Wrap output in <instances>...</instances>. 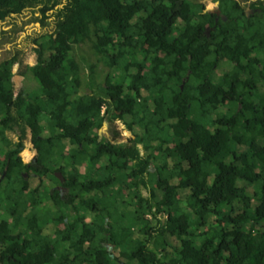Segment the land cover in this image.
Segmentation results:
<instances>
[{
	"label": "trees",
	"instance_id": "trees-1",
	"mask_svg": "<svg viewBox=\"0 0 264 264\" xmlns=\"http://www.w3.org/2000/svg\"><path fill=\"white\" fill-rule=\"evenodd\" d=\"M220 1L228 20L208 37L199 2L71 0L37 42L39 96L16 94L15 59L0 67V264H264V0L250 17ZM39 2L0 0L1 17ZM117 120L135 138L99 141ZM27 128L40 168L20 156ZM30 172L50 187L32 190Z\"/></svg>",
	"mask_w": 264,
	"mask_h": 264
},
{
	"label": "flooded vegetation",
	"instance_id": "flooded-vegetation-1",
	"mask_svg": "<svg viewBox=\"0 0 264 264\" xmlns=\"http://www.w3.org/2000/svg\"><path fill=\"white\" fill-rule=\"evenodd\" d=\"M70 1L71 0H41V2L37 3L36 5L27 6L21 11V13H10L9 15L5 14L4 17H1V13L4 14L7 8L0 9V67L2 65L7 66V61L15 59L12 66L13 82L15 87H17L16 82L14 81L16 73L19 76H24L30 71L31 68L38 65L39 55L37 49H40V46L37 42L48 40L50 36L56 39L58 23L60 20L64 19L63 14L65 13V9ZM191 1L203 4L204 11L207 10V12H203V14H210L213 17V24L204 25L203 33L208 37H211L212 32L215 31L216 26L219 25V21L221 19L224 21L228 20V17L224 14L221 8L220 0H216V2H219L218 7L215 6L214 8L210 9L206 6L204 0ZM235 1L240 4V6L244 9V13L249 17L253 16L256 12H259L258 8H252V4L256 3L258 0ZM15 15H21L22 19L20 21H16L14 19ZM223 15H225L227 18L224 19ZM9 18L10 21H7ZM50 19H52L50 23L53 24V27L51 30H46L44 25ZM33 20H37V27L32 26L30 29L27 28V24H31ZM22 31H25V36L21 41L17 42V38ZM31 53L34 54V63L25 61L27 55ZM28 165L29 167L33 168L41 167L38 164L37 156L34 157L33 160L28 163ZM5 171L7 175V167L4 172ZM4 172L0 176V185L6 178V176H4ZM26 175L27 173H24L25 177ZM61 188L59 192L62 191Z\"/></svg>",
	"mask_w": 264,
	"mask_h": 264
},
{
	"label": "rangeland",
	"instance_id": "rangeland-1",
	"mask_svg": "<svg viewBox=\"0 0 264 264\" xmlns=\"http://www.w3.org/2000/svg\"><path fill=\"white\" fill-rule=\"evenodd\" d=\"M204 2L206 4V6L210 9V8L215 7L216 0H204ZM14 19L16 21H20L22 19V16L21 15H15ZM7 21H10V18L7 19ZM50 21H52V19L48 20L44 25L46 30H51L53 27V24L50 23ZM32 26L37 27V20H33V22L31 24H27V28H29V29ZM24 36H25V31H22L19 34V37L17 38V42L21 41L24 38ZM75 56L78 60H81L82 57H85V59H86V62L81 61L82 62V64H81L82 65L81 76L83 79V85H82L81 90H80V95L91 94L92 92H91V88H90L89 65L96 63L97 58L95 57L94 53L92 52L89 44L83 45V47L80 49L76 48ZM25 61L34 63V61H35L34 60V54L33 53L28 54ZM220 71H219V73H221ZM109 72H110L109 68L103 62L98 63V67H97L98 82L102 83L104 81L106 75ZM121 74H122V69L114 71L113 72V76H114L113 81L114 82L118 81L120 79ZM16 75L19 76L17 73H16ZM17 83H19V82H17ZM21 84H23L22 87H21ZM21 84L16 85L17 86L16 90H15L16 94L22 92L25 89V92L31 96H39L40 95L41 90H40L39 83L35 79V77L31 74L30 71L26 73V79L23 82H21ZM17 88H20L22 91L17 90ZM49 133H50V131L47 130V131H45L44 134L48 135ZM18 134H19V130H16L15 132H11V131L7 132V135L9 136V138L12 139L14 142L18 141V139H19ZM31 137H32L31 130H30V128H27V138L25 140V148L20 154L23 162L26 164L30 163L33 160V158L37 156V150L35 149L34 144L32 143ZM134 138H135V134L128 130L125 122L123 120H117L113 124L108 122V127L102 131L101 140L105 139L106 141H110L113 144H122V143H127L131 139H134ZM140 148L142 149V152H143L142 146H140ZM82 171H83V168H82ZM57 174L60 178H62V175L60 173H57ZM26 179L30 182V184H31L30 187L32 190H34V188L36 186H38L39 183L41 185H43V191H45L46 188L50 187V184L47 182L48 180L45 181V179H44V181L39 182V180H38L39 178L37 177L36 172H30L29 174L27 173ZM153 186L155 187V183L152 184V187ZM60 188H61V186H58V185L53 187V189H55L57 191H59ZM61 190H62V191H60L61 196L65 197L67 195V190L65 188H61ZM140 192L144 197L149 196V190L148 189L141 187ZM50 193H52V191L48 192V193L43 192L39 195V198H40L39 207H40V209L45 210L48 206L52 205L53 203L54 204L56 203L53 199L49 200L47 198V197L50 198ZM126 199H129V198H126ZM46 200L48 201V203L50 205L47 204ZM121 202L118 203V207H119L120 212H122V213L127 212V210L129 208L134 209L133 207L129 206V202H127V201H121ZM42 210H40V211H42ZM3 218H7L6 215H3ZM145 218L147 220L148 219L150 220L151 216L146 215ZM164 220H165V218H162V221H164Z\"/></svg>",
	"mask_w": 264,
	"mask_h": 264
},
{
	"label": "water",
	"instance_id": "water-1",
	"mask_svg": "<svg viewBox=\"0 0 264 264\" xmlns=\"http://www.w3.org/2000/svg\"><path fill=\"white\" fill-rule=\"evenodd\" d=\"M215 6L218 7L219 6V2H216L215 3ZM206 11H204V13H206ZM223 18L226 19L227 17L225 15H223ZM108 127V121H105L103 123V126L100 128L99 132H98V136H99V141L101 140L102 138V131L105 130L106 128ZM8 169V168H7ZM4 176H6V171L4 172ZM1 181V180H0Z\"/></svg>",
	"mask_w": 264,
	"mask_h": 264
},
{
	"label": "crops",
	"instance_id": "crops-1",
	"mask_svg": "<svg viewBox=\"0 0 264 264\" xmlns=\"http://www.w3.org/2000/svg\"><path fill=\"white\" fill-rule=\"evenodd\" d=\"M26 79V75H24V76H15L14 77V81L16 82V85L17 84H21V82H23L24 80ZM17 82H19V83H17ZM23 86V84H21V87ZM17 90H21L20 88H17ZM25 90V89H24ZM22 91V90H21Z\"/></svg>",
	"mask_w": 264,
	"mask_h": 264
}]
</instances>
